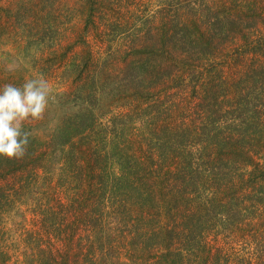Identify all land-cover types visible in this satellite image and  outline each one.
<instances>
[{"label":"trees","instance_id":"obj_1","mask_svg":"<svg viewBox=\"0 0 264 264\" xmlns=\"http://www.w3.org/2000/svg\"><path fill=\"white\" fill-rule=\"evenodd\" d=\"M3 1L77 109L0 157V264H264V0Z\"/></svg>","mask_w":264,"mask_h":264},{"label":"rangeland","instance_id":"obj_2","mask_svg":"<svg viewBox=\"0 0 264 264\" xmlns=\"http://www.w3.org/2000/svg\"><path fill=\"white\" fill-rule=\"evenodd\" d=\"M37 0H4L2 5L17 11L16 9L20 5H25L26 9L30 8V4H35ZM50 1L43 4L42 11L45 13L48 10ZM85 3L82 0H68V6L72 9L73 14L75 15L76 21H81L79 15L81 12H85ZM44 19V18H43ZM17 23L16 28H19ZM12 27L13 31V26ZM15 29V27H14ZM70 32L66 33V37ZM72 34V33H71ZM14 32H10L9 37L6 34H0V69L4 73H20L24 75L25 79L42 77L48 81L51 88V99L49 105L43 114V116L38 120L27 121L26 125L31 127V134L42 143H49L57 129L59 128L61 121L64 116L67 114L73 113L77 108L74 107L75 103H71L69 107L62 106L60 99L64 97V93L70 91L72 84L63 82L60 80V74H55L53 71L44 72L41 69L43 68L42 60L45 55L48 53L47 48L43 47L42 44L35 49V47H28L25 50V44H19L15 39ZM70 36V35H69ZM34 59V60H33ZM108 85V84H107ZM107 85L103 88L102 97L105 98L107 95L116 94L113 92L114 89L107 88ZM105 90V91H104ZM121 231V228L120 230ZM119 237L122 238V233L119 234ZM236 239V240H235ZM240 241L239 243L237 241ZM235 241V244L238 248L242 240L237 237L235 234L230 235L228 232L222 234L219 239L217 238L214 243H220L221 245H226L227 243ZM213 243V244H214ZM112 264H132L129 261L118 260Z\"/></svg>","mask_w":264,"mask_h":264},{"label":"clouds","instance_id":"obj_3","mask_svg":"<svg viewBox=\"0 0 264 264\" xmlns=\"http://www.w3.org/2000/svg\"><path fill=\"white\" fill-rule=\"evenodd\" d=\"M51 99V88L42 77L27 79L21 86L0 87V157L22 158L29 144L25 122L38 120Z\"/></svg>","mask_w":264,"mask_h":264}]
</instances>
